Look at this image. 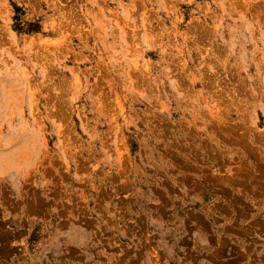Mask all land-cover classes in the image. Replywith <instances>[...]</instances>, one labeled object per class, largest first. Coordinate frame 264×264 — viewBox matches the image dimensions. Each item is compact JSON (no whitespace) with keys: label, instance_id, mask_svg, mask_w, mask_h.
Masks as SVG:
<instances>
[{"label":"rangeland","instance_id":"1","mask_svg":"<svg viewBox=\"0 0 264 264\" xmlns=\"http://www.w3.org/2000/svg\"><path fill=\"white\" fill-rule=\"evenodd\" d=\"M0 264H264V0H0Z\"/></svg>","mask_w":264,"mask_h":264},{"label":"trees","instance_id":"2","mask_svg":"<svg viewBox=\"0 0 264 264\" xmlns=\"http://www.w3.org/2000/svg\"><path fill=\"white\" fill-rule=\"evenodd\" d=\"M14 9H15V10H17V9H18V7H17V6H14Z\"/></svg>","mask_w":264,"mask_h":264}]
</instances>
